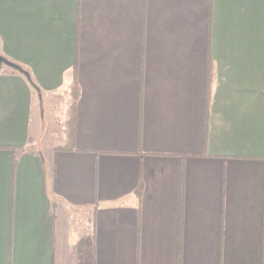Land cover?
Returning a JSON list of instances; mask_svg holds the SVG:
<instances>
[{"label": "crops", "instance_id": "0c3cea01", "mask_svg": "<svg viewBox=\"0 0 264 264\" xmlns=\"http://www.w3.org/2000/svg\"><path fill=\"white\" fill-rule=\"evenodd\" d=\"M0 55V264H264V0H0Z\"/></svg>", "mask_w": 264, "mask_h": 264}, {"label": "rangeland", "instance_id": "374dc122", "mask_svg": "<svg viewBox=\"0 0 264 264\" xmlns=\"http://www.w3.org/2000/svg\"><path fill=\"white\" fill-rule=\"evenodd\" d=\"M72 91L73 90L71 89V92L69 94H70L71 99L73 101ZM71 103H73V102H71ZM63 105H64L63 104V99L61 98L60 99V103H59V110H57V112H56L55 121L53 123V126H54L53 131H55L56 133H59V134H61V130L60 129L63 126L67 127L66 122L68 120H70V118H71V104H70L69 107L67 108V115H66V117L64 118V121H63V117L65 116V115H63L64 109H65ZM68 130H69V128H68Z\"/></svg>", "mask_w": 264, "mask_h": 264}, {"label": "trees", "instance_id": "16d2710c", "mask_svg": "<svg viewBox=\"0 0 264 264\" xmlns=\"http://www.w3.org/2000/svg\"><path fill=\"white\" fill-rule=\"evenodd\" d=\"M34 84V83H33ZM72 96H73V104L71 105V118L70 120H68L66 122L67 127L65 128L66 133H67V137L69 140V143L72 141V137H73V123H74V101L76 100L77 96H78V89L76 87V84L74 83L73 87H72ZM69 128V130H68Z\"/></svg>", "mask_w": 264, "mask_h": 264}, {"label": "water", "instance_id": "95a60500", "mask_svg": "<svg viewBox=\"0 0 264 264\" xmlns=\"http://www.w3.org/2000/svg\"><path fill=\"white\" fill-rule=\"evenodd\" d=\"M1 65H5V66L23 74L27 78V80L31 83V85L36 89V86L33 84L29 73L26 70H24L22 67H20L19 65L9 61L8 59H6L5 57L0 55V66Z\"/></svg>", "mask_w": 264, "mask_h": 264}]
</instances>
